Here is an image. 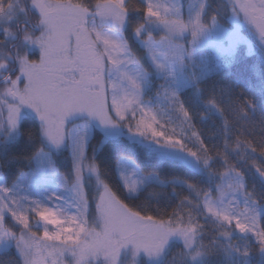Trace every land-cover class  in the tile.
<instances>
[{"label": "snow or ice", "instance_id": "1", "mask_svg": "<svg viewBox=\"0 0 264 264\" xmlns=\"http://www.w3.org/2000/svg\"><path fill=\"white\" fill-rule=\"evenodd\" d=\"M0 264H264V0H0Z\"/></svg>", "mask_w": 264, "mask_h": 264}]
</instances>
